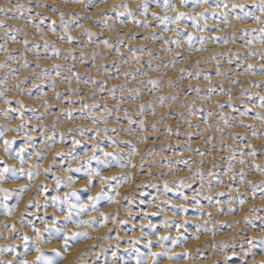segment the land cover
Wrapping results in <instances>:
<instances>
[{
  "label": "clouds",
  "instance_id": "1",
  "mask_svg": "<svg viewBox=\"0 0 264 264\" xmlns=\"http://www.w3.org/2000/svg\"><path fill=\"white\" fill-rule=\"evenodd\" d=\"M41 4L52 3L55 8L53 10H48L45 7H38L35 3V8L37 12H43L48 16H56V23H58L61 27V32H53L50 30L44 31L39 24L37 26L30 25L27 20L24 21L22 25L14 26V25H6V21L12 20V15L16 11V5L20 4L24 7L21 9L23 15L29 14V8H31L33 4V0H0V7L9 9L10 11L7 13H11V16H8L7 13L0 12V22L3 23V27H0V37H3L5 41H7V45H9L8 32L6 29H12L17 34H23L25 39L29 40L31 37L30 33L27 31L29 28L35 29L36 32L40 33V39L48 40L55 44L57 48L61 50L60 57L57 58L62 65L61 70H63L66 75L60 77H52L56 81L55 92L58 88H62L63 90H68L71 88L73 91H67L69 95L66 97L67 104L60 109H75L79 111L83 108L84 102L89 105L97 104L100 105L99 111L93 110V115L95 116V121L93 119H89L85 114L83 118L81 117V113L77 117H72V119H68L71 122V126L68 124L64 125L65 131H63L66 135L69 129H72L76 134L77 139L83 141H87L90 145H96L99 141H107L108 147L105 149L109 153H113V157L111 158V163L115 166L108 167L106 169L102 168L101 175L104 177H115V180H108L107 182L101 180L99 176H93L92 179H96L99 182L96 185H92L90 190L92 191V195L95 196L98 192L108 191L109 188L116 190L119 192V195H115V191L112 192V195L115 196V202L107 203L106 207L99 211H94V215L89 213L90 217H99L100 212L110 213L112 215L109 216V221L107 224L103 226H90V225H82L77 226L72 224L71 227L66 225V229L71 231L83 232L87 231L89 235V239L83 240L81 242L75 243L67 252L64 253L65 259L62 261V264H116L112 260L109 261L107 258L100 262V256L103 253L116 244L120 245V241L123 239H128L132 241L133 238H140V241L145 242V239H151L152 241H157L158 236L171 235L173 237L179 235L177 232L175 234H171L172 227H162L159 224L160 231H157L158 225L153 223L148 217L142 216V210L134 213L133 204L136 201L135 193L140 189L139 185L147 184L149 187H155L158 183L153 180V172L160 173L161 176H166L170 181V187H177L174 180L172 179L175 176L178 180L181 178H187V183L191 184L196 180H199V176L196 174L195 170H203L205 166L210 162L209 158L205 156L203 152H197L196 143L191 139L193 135L199 136L201 142L206 147L215 148L220 146L221 155H226L227 160L224 162L227 164V167L231 168V171L227 172V174L223 173V183L227 184L229 180L238 181L240 187L229 189L234 195L232 199H229L226 204L217 203H208V205L203 204V211L206 212L208 209L212 210L211 216L202 215L196 217H187L183 214H175V212L167 207L163 203L164 201H169L171 205L177 204H188L189 207H198V205L189 204L188 201L179 200L174 201L166 193L163 191L158 192V194L152 198V200L148 204V212L158 213L163 216V220L167 218L169 224H174L175 222H179L182 226H185V220L189 221V219L193 220L196 225H201L202 230H195L192 236H199V239H191L183 241L180 244L181 253H183L186 249L191 250V256L188 259H184L183 261L176 260L175 264H216V260L223 259V264H229V260H226L225 257L232 256V253L235 252L238 257H240L239 264H255L256 260H259L261 264H264V254L255 255V251H253L254 246L249 244L248 240H244V237L241 235V232L244 229L243 221H251L253 217L259 218L256 212L253 210L252 205L255 203V199L251 201H246L243 205L239 203V198L241 195H248V189H251L249 181H253L256 179L257 174L259 175V183L264 181V175H261L257 172L253 166V161L257 162V155H253V149H257L254 147V143L256 141H261V146H264V123L260 121H254L251 117H247V115L241 116L239 115V121L243 120L244 124L237 123L235 125V129L232 126L226 125L220 116L221 109L218 106L217 102H220L221 99H224L228 104L233 103L234 100L240 99L243 97L244 91L248 89V85L251 83L249 79V75H255L256 73L252 72V70H245L243 74H237L238 76L243 77L246 83L241 84L239 80H233L229 75L230 66L233 63H229V60H236V52L240 51L238 48L235 52L232 50L233 40H236L238 33H244L245 35L240 36L241 39L253 40L254 43L246 44L247 47L244 49V62L248 64L249 61L255 60L256 57H259V61H256V64L259 66H264V63L260 59V56H264V44L259 43V36H251V31H244V29L249 28H259L264 27V25L258 24L255 20L250 19H237V15H243L249 11L248 7L244 9L237 8L235 11H229L228 20L229 23H224L222 20L217 23L215 20L206 21L207 25L212 23L216 29L217 33H221L224 35L225 31H227L228 43L217 45L214 43L215 40H212L211 37L216 35V33L209 32L207 35H203L208 37V41L203 46L204 50L202 51H192L199 56L196 60L195 65L193 66V71L187 72V77L180 75L184 73L186 69L184 67H175L176 65V57L177 53L180 54L179 50L181 47H176V50L171 52L167 51V48L172 43L171 40H168V44L161 45V48L168 54L169 60L168 63H163V57H153V55H149L148 51L152 48L144 50V46L140 51L143 53L142 55H136L133 52L129 55L125 49L120 47V41H124V36H127L128 33L125 32L123 36L120 34L119 29L130 28L133 25L129 20H121L120 16L117 15L115 19L106 17L101 15L103 9H113V5H121L120 0H40ZM135 3L140 4L141 0H134ZM229 4L236 5H252L256 2V0H228ZM207 7V5H204ZM157 10L155 12L159 13L161 17L169 15L172 11H165L162 7L156 5ZM122 8H116L117 11H120ZM200 11H203V8H199ZM239 10V11H237ZM122 11H124L122 9ZM216 11H221L220 9H216ZM75 12V14H73ZM63 13V16H61ZM261 18H264V13H258ZM32 17V16H31ZM37 16L32 17L31 20H35ZM152 19H156L151 15ZM20 18H15V20H20ZM93 21L97 23H101L103 25L102 28L95 29V25ZM143 22L144 25V41L152 43L154 45L156 39L153 37H157V30L150 29L148 26V16H144L142 13L140 18H136L135 25L139 26ZM147 22V23H146ZM219 25V27H217ZM240 25H255L256 27H238ZM67 29L71 35L76 37L77 39H84L87 37V40L84 43L82 48L77 49L75 46L68 44L66 41L59 39V44L56 40H52L49 38V34L60 37L65 34L64 29ZM93 33V36L98 35L101 32H107L110 36L115 37V41L117 46L119 47V52H115V58H119L120 60V69H121V77L126 78L123 73H129L131 76V80H121L119 84L112 83V85H123V87L119 88L120 98L112 99V95L110 94L109 87L107 92L109 95L107 97L97 96V93L103 90V87H96L97 83H84L82 81H78L73 76V68L78 65H82L85 60H91L92 69L91 71L85 72L88 77L84 80H95L97 82V78H103L104 82H108L111 77L106 75L107 70L104 69V64L108 59V52L112 47H106L102 42L100 44L93 45L92 37L89 40L88 32ZM176 33L175 30L165 31L164 28L159 30L161 36H164L165 33ZM235 33V36H233ZM201 36V35H200ZM225 36V35H224ZM251 36L250 39L247 37ZM134 38L130 37L128 39V43H133ZM258 42V43H257ZM137 44H141L139 41H135ZM17 46L23 47L24 51L21 52L19 57H13L12 61L14 63H19L21 67V75L14 74L12 65L7 62V67L0 66V91L4 93L3 96H0V110L6 109L8 105L5 103V96L11 98H16L17 100H22L19 97L23 95L25 92H29L31 88L37 87L36 82H33L29 88L23 87L26 72L29 71V59L27 58L28 53L35 51V49H28L24 44H21L19 41L14 43ZM112 44V43H111ZM256 44V47L253 45ZM68 49H74V52H69ZM78 52V57L76 53ZM124 52L128 57L125 59L121 56V53ZM232 52V55L229 56L228 53ZM251 52H256L257 55L252 57L249 55ZM81 53L83 55H81ZM75 56V59L72 57ZM138 56V60H137ZM8 58V53L3 52L0 53V65H3ZM146 58L147 61H151V67H148L147 70L144 69L143 65L140 63L141 59ZM37 63L41 64L43 67H35V69H31L32 72L36 73L37 80L50 79L47 76H42L45 64L40 62L41 58L36 56ZM9 61V60H8ZM25 61H27V66L25 65ZM139 61V62H138ZM175 61V63H173ZM198 61V62H197ZM188 60L184 59V63H187ZM54 63V62H53ZM207 66L211 65L216 70L218 69L219 75L215 73V77H210L209 79L205 78V74H203V78L201 80V75L203 73V68L201 65ZM253 64V63H251ZM155 65V66H154ZM8 70L5 72V70ZM137 69H141L148 73L147 76L136 74L135 78L131 75L135 73ZM262 77H264V72H260ZM173 75L177 77L180 83H177V80L173 79ZM127 76V77H129ZM154 78L157 80V85L153 86L149 84L147 81L149 78ZM66 78H71V83H67ZM143 81V83H141ZM238 81V82H234ZM195 83L196 87H201L206 89H215V91L208 92L205 95H201V91H190L188 96H182V89L184 86H187L188 83ZM229 82L231 84L229 85ZM260 83H264V79L259 81ZM19 84V87H15ZM132 85V86H129ZM217 85L221 86L220 89L223 91L217 92ZM15 88L14 93H10V88ZM140 89V92L137 94L134 90ZM145 89H147V93H145ZM153 89V90H149ZM78 90V91H77ZM84 91V95L81 96V91ZM233 91H239L240 97H234L232 95ZM60 93V92H59ZM95 93V95H93ZM9 94V95H6ZM131 94V96H135V99L126 100L121 99V97H125L126 95ZM51 95H54V92L51 88ZM117 95V92H116ZM50 93L49 92H40L35 99L39 101V107H42L43 111L38 115L40 118L37 119L35 117V125H44L47 126V122L50 121L51 125L54 127H58L60 124V114L59 113H51L48 106L52 105V102L49 100ZM161 97L164 99L161 100ZM231 98V99H229ZM81 100V103L77 106L76 101ZM71 101V103H69ZM83 101V102H82ZM58 103L63 104L62 100H58ZM242 102V101H241ZM145 105L144 110L140 111V106ZM105 105H107L105 107ZM204 105H208L207 112L211 111L214 114L209 118L208 123L206 124L204 120L196 114V109L203 107ZM217 109H219L218 114ZM224 113L231 115V108L228 110L222 109ZM260 111H264V109H260ZM127 112V116L126 113ZM153 112L155 114L153 115ZM175 112L177 114L176 117L170 116L169 113ZM247 117V118H246ZM121 120L126 121V123H121ZM129 120L131 122H129ZM194 121H198L194 125ZM252 121V124L256 125V131L260 134L258 136L252 135V130L249 135L247 131V122ZM0 124H8L10 128L19 127V132L9 130L6 135L11 138L18 136L23 138L26 134L35 135V131L32 130V117L24 118V121H21L18 118H14L11 120H5L3 115H0ZM143 125V126H141ZM184 125L182 135L187 137V139L177 140L175 139V134L181 133L180 126ZM211 125V127H209ZM87 127L90 130H99V135L97 136L94 131H88L84 135H81L77 129L81 127ZM115 128V132H111L110 130ZM171 128V131L168 129ZM105 129L109 131L106 132ZM213 129H219L220 139L218 142L213 140H207L206 137H211L213 134ZM227 130L228 135L225 139L224 132ZM88 133H92L88 135ZM231 133H238L239 136H234ZM154 137V139H152ZM239 138V139H238ZM245 138H248V142L245 147L251 146V151L245 152L244 148L240 147L241 141ZM127 141L128 143H124ZM227 142L228 148L227 151H224L223 145ZM32 141H27L24 144L25 147L28 148V151H32ZM126 145V147L124 146ZM35 152L39 153L48 146L45 143H41L39 145H35ZM56 144L48 148L47 155L44 157V163H42L40 167V171L43 172V169L48 167L50 163H53V153L56 152ZM59 149H63L65 152H74L75 149L71 146L67 150L63 147H59ZM179 149V151L177 150ZM27 153V151L25 152ZM203 153V155H201ZM237 153L239 155H237ZM93 153L91 150L88 152H84L82 155H78V159L71 158L68 162V168H80L81 161L86 160ZM194 157H198V159H194ZM234 157V158H233ZM0 158L5 160L9 165H14L16 167H23L24 169H29L36 162V155H32L30 158L27 154L26 163L23 165L20 164L19 159H10L9 154L4 152L3 145L0 144ZM105 158L101 156V160ZM241 159L244 161L241 163ZM187 160L190 167L186 166L183 161ZM261 162H264V158H261ZM183 165V168L180 167ZM59 167V166H58ZM143 169H147V175L141 178V171ZM238 169V172L236 171ZM244 171V179L239 178L240 170ZM148 173H152L149 175ZM56 176L66 177L70 174L65 172L63 168H61L60 172L55 174ZM44 175H40L35 178L33 182H31L28 190L24 193V195L19 200V204L12 216L0 215V248H3V251H0V260L11 261L12 264H20L21 258H26L28 260H33L37 253L35 251H25V241L23 240V235L27 234L31 239L27 242L30 245L35 243L36 241V233L33 232L30 227L29 220L25 215L22 219V214H26L29 209L25 207V205L29 201H34L36 204L41 205V207H34L32 215L35 216L37 213L43 211L45 215L53 214L57 216H63L64 213H58L55 208H47L43 207L45 200L47 198H43V192L37 190V185L40 184L43 180L41 177ZM44 182V181H43ZM17 187L21 185L29 184L27 179L24 180L23 183L12 182ZM89 181L85 177L83 180L77 181L72 184L71 187L67 188L68 191L76 190L77 187H84L88 185ZM209 183H212L211 180H208L202 186L203 193L206 191L208 195H212V187L209 188ZM5 184V183H4ZM3 184V185H4ZM261 185V184H260ZM264 186V185H261ZM252 190V189H251ZM193 196V193H192ZM127 200V205L123 204L122 201ZM260 206L264 207V197H261ZM227 208V211L224 212L223 208ZM238 209L239 211L236 215H233L234 211H229V209ZM134 215H141L143 218L139 221L134 219ZM121 221H126L127 223L132 224L134 229L137 231H132L131 234L127 231H123L121 225L125 223H121ZM205 222L207 224L205 225ZM50 223V222H49ZM5 224H15V235L13 234L12 228H5ZM155 224L156 229L153 230L151 225ZM141 225L144 227L142 228ZM45 225L43 223L40 224L41 229H44ZM208 230H203L204 228ZM148 228L151 231V235L149 232H145L144 229ZM227 229L226 231L224 229ZM113 229H115L116 234L119 233V236L122 238L121 240H116L111 235ZM188 231V229H187ZM107 235L108 239H104L103 237ZM264 236V231H260L259 233H254L251 237H261ZM241 241H244L241 243ZM17 244L22 245L24 251L21 253V258H18L16 255H9L10 253H15ZM53 244L59 246L60 249L63 250V241L53 240L49 243H43L40 245L42 249L46 246H52ZM95 244L96 247H90V245ZM239 248L237 249V246ZM11 246V252L8 251V247ZM134 247L132 243L128 245V248L131 249ZM159 251H161V247H159ZM202 249L210 250L212 255L208 257H204L203 259L200 257L199 253ZM169 251L176 252L174 248H168ZM251 253L252 255H246L245 253ZM31 257V258H29ZM173 260V259H172ZM169 260V261H172ZM124 264V262H123ZM148 264H151V260L149 259Z\"/></svg>",
  "mask_w": 264,
  "mask_h": 264
},
{
  "label": "snow or ice",
  "instance_id": "2",
  "mask_svg": "<svg viewBox=\"0 0 264 264\" xmlns=\"http://www.w3.org/2000/svg\"><path fill=\"white\" fill-rule=\"evenodd\" d=\"M35 3L37 4L38 7H46V4H41L40 0H35ZM152 3L162 7L165 11H169L171 10L174 15H172L171 17L165 15L163 17H161L159 15V13L152 11L151 15L155 18L159 17L160 23L164 24V30L165 31H171V30H175V32L177 33V36L175 38H173L172 43L175 44L176 47H182V37L180 34V30H179V23L183 18H187L188 20H190L192 22V27L197 29L198 31L203 32L204 30H206L208 28V25L206 23L207 21V14L210 13L211 14V18L213 20H222L224 23H229L228 20V16H229V11H235L237 8L240 9H244L246 6L245 5H236V4H229L228 0H191V5L193 8H203V11H199V12H193V13H188V12H184L180 10V6H187L190 3V0H179V5L176 3H172V0H152ZM204 5H207V7H204ZM23 5L17 4L16 5V11L15 13H13L12 18H20L23 16V12L21 11V9L23 8ZM55 8L54 5L51 6V10H53ZM116 8H122L124 11H118L117 15L118 16H123L125 13L127 14V17L129 18V22L135 21L136 22V17L134 15L136 10H140L141 13L144 16H147L149 14L150 8H149V0H141V3L138 4L136 6V8H132L130 7L127 3L121 4L119 6L117 5H113V9ZM216 9H220L221 11H216ZM9 9L6 8H2L0 7V12H4L7 13L9 12ZM29 12L32 11L31 8L28 9ZM258 13H264V0H256V2L254 4L251 5V7L249 8V11L247 13H244L243 15H237V19H250V20H255L258 24L264 25V18H261L260 15H258ZM101 15H103V11L101 12ZM36 16L40 19V20H44L45 14L43 12H37ZM61 16H63V13H61ZM29 20L32 19L31 16L28 17ZM202 21V23H201ZM55 21L52 22V26H50V30L55 32L56 28H55ZM147 23V22H146ZM171 25H176L177 27H171ZM34 26H37L34 23ZM0 27H3V23L0 22ZM217 27H219V25H217ZM65 34L61 35L59 37V39L66 41L68 44L72 45L74 42L77 41V38L74 37L73 35H71V33L65 28L64 29ZM244 31H251V32H259L260 33V37H259V43L264 44V27H259V28H249V29H244ZM92 35H94L93 33H91L90 31L88 32V36H89V40H91ZM233 36H235V33H233ZM133 38H135L133 36ZM8 39L12 42V43H16L17 39H16V35L15 34H8ZM153 39H157L156 37H153ZM208 37H205L203 35L197 37L195 33L189 32L186 36V40L184 41L189 50L191 51H202L204 50V45L206 44V42L208 41ZM212 40L215 41H219L222 42L224 44L228 43V37L224 36V35H214L213 37H211ZM22 43L27 46L29 44V40L24 39L22 41ZM102 43L106 46V47H113V45L110 43V41L108 39H105L102 41ZM124 41H120L119 44H123ZM233 43H235V40H233ZM254 43L253 40H247L246 44H252ZM164 44H168V40L165 39L164 40ZM197 44L199 45L197 47ZM34 47L37 49V55H40L39 52V48L40 45H34ZM43 48L45 50V52L47 53L49 51V49L51 50V54L52 56L59 58L60 57V52L61 50L59 48H57L55 46L54 43L48 41V40H43ZM140 48H143V45L140 46ZM69 52H74V49H68ZM116 51L119 52V47H116ZM134 54H136V49H132L131 50ZM168 52L172 51L171 47L167 48ZM3 52H7L8 53V58L5 61V63L3 65H0L2 67H7V62L8 60H12L13 56L11 54V50L7 47V41H4L3 44H0V53ZM141 54H143L141 52ZM149 55H153L152 51L149 50L148 51ZM81 55H83L81 53ZM250 56L255 57L257 55L256 52H251L249 53ZM177 56H179V53H177ZM73 59H75V56L72 57ZM183 59H187V57H183ZM260 59L262 61H264V56H260ZM137 60H138V56H137ZM236 60H239V54H236ZM139 62V61H138ZM198 62V61H197ZM233 61L230 59L229 63H232ZM151 61H147V66L151 67ZM173 63H175V61H173ZM25 65L27 66V61H25ZM35 67H43L41 64L36 63ZM51 69L55 70V76L56 77H60L61 76V68L62 65L59 63H52L51 64ZM257 65L248 63L245 65V70H253L255 68H257ZM260 72H264V66H259L258 69ZM15 74V73H14ZM136 74H140V75H144L147 76L148 73L145 71H142L141 69H137L135 73H132L131 75L133 76V78H135ZM216 74L219 75V71L218 69L216 70ZM42 76H47L50 78L51 80V88L54 92V95L59 98L61 96V93L59 92H55V87H56V81L55 79H52V76L50 74V72L47 71H43V73H41ZM82 75H86V74H82L79 72H76L73 68V76L78 80V81H82L84 83H97L95 80H84L82 79ZM124 76H129V73H123ZM210 75L205 74V78L210 80ZM27 79V78H25ZM67 83H71V78H66ZM149 84L156 86L157 85V80L154 78H149L147 81ZM234 82H238V81H234ZM106 82H101L100 87H103V84ZM141 83H143V81H141ZM260 82H256V86H259ZM15 87H19V84H17ZM36 87V86H34ZM123 87V85H112L111 89H110V94L115 97L116 96V90L118 88ZM149 90H153V89H149ZM195 91H201L199 87H195L194 89ZM31 90H29L30 92ZM67 91H73L71 88H69ZM78 91V90H77ZM137 94L140 92V89H135L134 90ZM208 92H212L215 91V89H207ZM220 91H223V89H220ZM41 93H43V90H41ZM4 93L2 91H0V96H3ZM93 95H95V93H93ZM259 95V94H257ZM124 97H121V99H123ZM133 99H135L136 97L133 96ZM164 98L161 97V100H163ZM231 99V98H229ZM259 100H260V104L258 106H252L251 108L249 107H245L244 110L242 112H240L241 116L247 115L249 112H254V116H252L251 118L254 121H260L262 123H264V111H260L257 110V108L259 109H264V95H259ZM83 102V101H82ZM5 103L8 105V107L6 109L0 110V113H2L3 118L5 120H11L14 118H18L21 121H24V110L25 108H27L28 106L25 104L24 101L22 100H17L16 104L18 105V107H12L11 106V99L9 97L5 96ZM69 103H71V101H69ZM219 108L221 109L220 111V116L222 121L229 126H232L229 123L228 120V114L224 113L222 111V109L225 107L224 103L221 102H217ZM229 107H232V104L229 103L228 104ZM107 105H105L106 107ZM49 110L51 109V106H48ZM100 105L97 104H92L89 105L86 102H84L83 104V108L79 110V112L81 113V117L83 118V116L86 114L88 116L89 119H93L95 121V116L93 115V110H97L100 109ZM145 105H141L140 106V111L144 110ZM235 110V109H233ZM34 111V110H33ZM61 113H67V119H72L73 117V113L76 112L77 110L69 108V109H60ZM15 113V115H13ZM127 116V112L125 113ZM155 114V112H153V115ZM214 113L209 111L207 112V114L205 116L202 117V119L204 120V122L207 124L209 118L213 115ZM37 119H39L40 117L37 116ZM129 122H131L129 120ZM239 124H244L243 120H240L238 122ZM143 126V125H141ZM46 126L44 125H34L32 130L35 131L36 128H40L41 131V135H42V143H45L48 148H50L51 146L57 144V143H64L67 139V135L64 132H59L57 133L55 130H51V131H43V129ZM209 127H211V125H209ZM251 130H252V135L253 136H258L260 133L256 131V125L255 124H251L250 125ZM9 130H13V131H17L19 132L20 128L19 127H15V128H10V126L8 124H0V144L3 145V150L4 152L9 154V158L10 159H19L20 164L23 165L24 163H26V159L24 156V153L27 151L28 157L30 158L32 155H36L37 159L34 165H32L29 169H24L23 167H16L14 165H9L5 160H3L2 158H0V215H6V216H12L19 204V200L21 199V197L24 195V193L28 190L31 182H33L35 180L36 177L40 176V175H47L49 173H52V169L53 166L55 164V158L56 157H65V158H76L78 159V155L74 154V152H65L63 149H57L55 153H53V163H50L48 167L43 169V172H41L39 169L42 165V161L44 159V157L47 155V150L48 148H45L44 150H42L39 153L35 152V143H34V136L33 135H29L26 134L24 137L25 140V144L27 141H32V151H28V148L23 146L21 147L19 150L15 151L13 153V149H12V145H13V141L16 139L15 137H11L9 138L6 133ZM77 131L80 132L81 135H84L86 132L88 131H94L96 133V135H99V130H90L88 129L86 126L85 127H81L79 129H77ZM106 132H108V129H105ZM111 132H115L116 129L113 128L110 130ZM168 131H171V128L168 129ZM218 131H221L218 129ZM69 133H74L72 129L68 130ZM75 134V133H74ZM234 136H239L240 134L238 133H231ZM58 137V138H57ZM207 140H212V137H206ZM71 141H72V147L73 149H76V146L81 144L82 141L77 139L76 135H73L71 137ZM124 143H128L127 141H125ZM264 147V146H262ZM106 148L103 147L101 145V143H98L96 145H91L90 148H86L84 150V152H88L89 150H91V152L93 153L91 156H89L86 160L81 161V167L80 168H63L65 172L68 173H72V172H77V173H83L84 176L88 179L89 183L88 185H85L83 188L85 189H90V187L93 185V179L92 177L95 176H99L101 180L104 181H108L110 179L115 180V177H104L101 175V171L102 168L106 169L108 167H113L115 166L113 163H111V158L113 157V153H109L105 150ZM197 152H199V149H195ZM99 151L100 155H97V152ZM201 155H203V153H201ZM253 155H257V149H253ZM101 156H103L105 159L101 160ZM234 158V157H233ZM92 161L96 162V167L92 166ZM69 162V161H67ZM241 163H243L244 161L241 159L240 161ZM183 163L190 167V165L188 164V161L185 160L183 161ZM253 166L255 168V170L257 172H259L261 175H264V162H260L257 163L256 161H253ZM61 167H63V162L61 163ZM231 171L230 167L226 168V171L224 172V174H227V172ZM196 174L199 176V180H200V188L196 189L193 191V196H191V198L186 195L183 191L184 188H191L192 185L187 183V178H181L178 182L179 186L173 188L170 187V181L168 180H163L162 181V188L159 185H156L155 187L157 188V191H163L164 193H169V192H175L178 193L179 196V200H184V201H195V204L198 205V207H195L196 211L200 213V216L204 215V211L203 209V204L200 203V199L199 197L203 196V191H202V186L204 184V174L201 170L197 169L195 170ZM149 175H151L152 173H148ZM209 176H214L215 179V183L216 184H222L223 180L220 176L215 175L214 173H212L211 171L208 173ZM21 178H26L29 181V184H25V185H21L18 188H6L3 187L2 185L4 183H8V182H16L19 181ZM239 178L242 180L244 179V171L241 169L240 173H239ZM52 179L54 181V185H55V189L57 194L50 197V203L48 202V200H45V203L43 205V207L45 209L47 208H55L57 211L63 212L64 215L62 217L63 219V225L60 224L59 222L61 221V216H57L55 215V213H53L51 215V218L48 219L47 215H45V217H41V223H43L45 225L44 229H41L39 227H36L34 221H30V227L32 228L33 232L36 233V241L35 243L31 244V246L27 243L31 238L27 236V234L23 235V240L25 241V251H29V248L31 247L32 251H35L37 253L36 257L33 260H28L26 258H21L20 259V264H61V262L65 259V255L64 253L67 252L75 243L81 242L83 240L89 239V235L87 231H83V232H77V231H71L69 232L66 229V225H68L69 223L71 224H75L77 226H82V225H90V226H103L105 224L108 223L109 221V216L112 215L110 213H105V212H100V216L99 217H90L89 219L85 220L83 219V215L85 213H90L93 211H99L98 208V202L100 200H106L108 203H112L115 202V196L112 195V192L115 191V195H119V192L116 190H113L111 188H109L108 191H101L98 192L95 196L93 195H88L87 196V202H84L81 200L80 195L78 194L77 190H73L70 192H65L63 194V196L61 197V195L59 194V190L61 188V186L63 185V187L65 188H69L71 187L72 184L76 183L78 180L76 178H74L72 175L66 176V177H61V176H56L55 174H53ZM235 180V178L233 179ZM99 182V181H98ZM249 184L251 186V196L252 199L256 198V194L259 191L260 193L264 194V187H258L253 181H249ZM261 185H264V181L260 182ZM140 187L143 185H139ZM209 188L212 187V183H209L208 185ZM37 190L43 193H47L49 190V185L44 183L43 181L37 185ZM11 194H15L16 197V203L15 204H10L9 201V197ZM217 195H222V193H217ZM264 197V196H262ZM208 201V203H212L213 202V196L212 195H207L205 197ZM165 205H171L169 204V201H164L163 202ZM217 204H219V201H216ZM239 203L241 205H243L244 203H246V200L244 198H239ZM34 205L35 207L39 208L41 207V205L36 204L34 201H29L25 207L28 208L29 206ZM171 210H173L175 212V214H183L184 216H187L186 214L188 213L189 210V206L188 204H177V205H171ZM254 210V209H253ZM229 211H235V209H229ZM156 213L154 212H148V211H144L142 210V216L144 217H148L149 215H155ZM26 214H22V219L24 218ZM209 216H211V213H208ZM50 222V223H49ZM121 223H127L126 221H121ZM185 224L188 223L187 220H185L184 222ZM175 229L176 232L179 234L175 237L171 236V235H164V236H159V234L157 233L158 239L156 241V244L161 247V251L157 252V251H153V241L151 239H145V244L147 246V251L146 252H141L139 248L136 247H132L131 249H129L130 251V256L132 257L131 260L129 261H124V264H132V260H134V264H148L149 259L151 260V264H161V257L167 258L168 260H172L174 258H179L181 255L183 256L184 259H188L191 256V250L190 249H186L183 253H177V252H173V251H169L168 247L165 244V241H171V245L173 248H175L177 245H180L183 241H186L189 239V237L187 235H185V232H187V228H185L184 226H182L179 222H175ZM207 224V222H205V225ZM173 224H169L167 221V218L165 219V221H162L161 225L162 227H172ZM12 228L13 229V234L15 235V224H5V228ZM141 227L143 228L144 226L141 225ZM151 227L153 228V230L156 229V225L153 224L151 225ZM196 230L199 232L202 230V226L201 225H196ZM203 230H208L206 227ZM261 231H264V228L261 229ZM3 233H0V235H2ZM45 234H47V238L45 237ZM104 239H108V236L105 235L103 237ZM116 240H121L122 238L119 236V233L116 234V236L114 237ZM140 238H133L131 243L133 245H135L136 243L139 242ZM191 239H199V236H191ZM53 240H60L63 241V250L61 251L56 247H53L51 250L53 252H56L58 255V259L53 260L51 258H49L43 251V249L40 247L41 244L43 243H49ZM247 240L249 241L250 245H253L254 247H259L260 248V252L259 253H255V255H261L264 254V236L261 237H249L247 238ZM259 241L258 245H254L253 241ZM8 247V251L11 252V246H7ZM90 247H96L95 244L90 245ZM115 249H119L120 245L116 244ZM3 248H0V251H3ZM106 254V253H105ZM246 255H252L251 253H245ZM232 256H237V254L235 252L232 253ZM111 257H112V261L113 262H117L118 260H121L122 258L118 256L117 251H112L111 253ZM226 260H229V257H225ZM0 264H12L11 261H7V260H0ZM106 264H107V260H106ZM255 264H261V262L259 260L255 261Z\"/></svg>",
  "mask_w": 264,
  "mask_h": 264
},
{
  "label": "bare ground",
  "instance_id": "3",
  "mask_svg": "<svg viewBox=\"0 0 264 264\" xmlns=\"http://www.w3.org/2000/svg\"><path fill=\"white\" fill-rule=\"evenodd\" d=\"M121 3H127L130 7L132 8H136V6L138 5L137 3L134 2V0H120ZM13 3H15V0H13ZM172 3H176L179 5V0H172ZM35 0H33V4L31 6V9H33L32 11H34V13H36L37 9L35 8ZM53 4L52 3H48L46 4V9L49 10V7L51 8ZM246 7L250 8L251 5H246ZM149 8H150V11H149V14L147 15L148 16V26L150 29H156L157 30V39L154 43V45L152 43H149V42H145L144 41V36H145V31H144V25H143V22H141V24L139 26H136L135 25V21H132L131 24L133 25L132 27L130 28H123L121 27L119 29L120 31V34L123 36V34L125 32L128 33L127 36H124V39L126 40L125 42L128 43V39L130 37H135L134 38V42L131 43V46H139L140 47V44H137L135 43V41H139L141 44H143L144 46V49L145 51H147V49L149 48H152L153 49V56L154 57H163L164 60L163 62H166L169 60V56L168 54L161 48V45L164 44V40L165 38L169 39V40H173V38H175L177 36V33H171V32H168V33H165L164 36H161L160 33H159V30L160 29H163L165 27L164 24H161L160 23V20H159V17H157L156 19H152L151 18V12L152 11H156L157 8H156V4L152 3V0H149ZM180 10L181 11H184V12H188V13H193V12H199L200 9L199 8H193L192 5H191V0H190V3L189 5L187 6H180ZM103 15L106 16V17H109V18H112V19H115L117 17V10L116 9H103ZM120 11H122V9H120ZM239 11V10H237ZM75 14V12L73 13ZM12 15V14H11ZM10 15V16H11ZM33 15V14H32ZM135 17L137 19L140 18V15H141V11L140 10H136L135 13H134ZM160 15V14H159ZM169 15H174L173 12L169 13ZM9 16V15H8ZM34 16V15H33ZM207 20L208 21H212L213 19L211 18V14L208 13L207 14ZM119 19L121 20H128L129 18L127 17V14L125 13L123 16H120ZM27 20L28 22L31 21L28 19V15H23L21 17L20 20H15V19H12V20H9V22L6 24V25H14V26H19V25H22L24 23V21ZM36 20V19H35ZM35 20H32V21H35ZM49 21V20H48ZM217 23L220 22V20H215ZM44 22V21H42ZM45 23V22H44ZM202 23V21H201ZM43 24V23H42ZM58 24V23H57ZM93 24L95 25V29H98V28H102L103 25L101 23H97L95 21H93ZM40 25V24H39ZM45 25V24H43ZM192 22L190 20H188L187 18H183L178 27H179V30H180V34H181V37H182V47L180 48L179 52V56H177L175 59H176V65L177 67H186V68H189V70H194L193 69V66L195 65V62L196 60L199 58V56L197 54H195L194 52H192L191 50H189L187 44L184 42L186 40V36L189 32H192V33H195L197 37H199L200 35H207L209 32H213V33H216V35H221V33H217L216 32V29L215 27L213 26L212 23H209L208 24V28L206 30H204L203 32L201 31H198L197 29L193 28L192 26ZM45 27V26H44ZM171 27H177L176 25H171ZM238 27H256L255 25H240ZM46 28V27H45ZM34 29V28H33ZM12 30V29H11ZM35 30V29H34ZM57 30V29H56ZM6 31L8 32V34H15L13 32H11L10 30L6 29ZM48 31V29H47ZM58 32V31H57ZM61 32V29L60 31ZM35 33V32H34ZM17 34V33H16ZM62 35V33H61ZM98 35H101L102 37H106V38H110V39H114L115 37L114 36H110L109 33L107 32H101L99 33ZM225 36H227V31H225L224 33ZM245 35L244 33H238L237 34V38L235 40V43L232 45V50L233 52H235L238 48L240 49V51L236 52V54L238 53L239 54V60H234L233 63L231 64L230 68H236L237 70L240 69V70H245V62H244V49L247 47L246 45V39H241L239 38L240 36H243ZM100 36V37H101ZM251 36H259V32H252L251 33ZM251 36H248L247 38L250 39ZM56 38V37H55ZM35 39V38H33ZM57 39L59 40V38L57 37ZM102 39V38H101ZM87 40V37H84V39H77V43H82L84 44L85 41ZM3 41V40H2ZM18 41V39H17ZM103 41V40H102ZM4 42V41H3ZM42 42V41H41ZM215 44L217 45H220L222 44V42H219V41H214ZM258 43V42H257ZM2 44V43H0ZM114 44V43H113ZM9 46H10V49H11V52H14V51H20L21 47L20 46H17L15 45L14 43H12L11 41H9ZM41 46V45H40ZM121 46V45H120ZM128 46V45H127ZM169 47H171L173 50H176V46L174 43H171L170 45H168ZM199 45L197 44V47ZM42 47V46H41ZM253 47H256V44L253 45ZM124 48V47H123ZM128 48V47H127ZM114 49V48H112ZM132 50V49H130ZM110 52V51H109ZM17 53V52H16ZM111 53V52H110ZM115 55V54H114ZM112 55V56H114ZM229 56L232 55V52H229L228 53ZM33 57V56H32ZM46 57V56H45ZM124 57V56H123ZM183 57H187V60L188 62L187 63H184V59ZM34 58V57H33ZM127 58V57H126ZM91 61V60H89ZM256 61H259V57H256L255 60L253 61H249V63H253V64H256ZM53 62L55 63H59L60 61L52 56V54L50 53V55L48 56V63L52 64ZM261 63H264V61H260ZM45 63V62H44ZM92 61L90 62V66H78L80 69H82V71H91L92 69ZM13 65V63H12ZM17 65V64H16ZM20 66V65H19ZM258 66V65H257ZM16 67V66H15ZM144 67V66H143ZM201 67L203 68V73L204 74H208V75H211L212 74V77H215V73H216V69L213 68L210 64L207 65V66H204L203 64L201 65ZM147 70V69H145ZM233 70V69H231ZM7 71V70H6ZM5 71V72H6ZM52 71H54L52 69ZM114 72V71H113ZM238 71H236L237 73ZM245 72V71H244ZM252 72L256 73L255 75H249V78L252 80L253 84L256 86V82H259L261 81L262 79H264V77L261 76V74L259 73V70H258V67L253 69ZM16 73V72H15ZM108 73V72H106ZM235 72L233 73V77H234V74H236ZM19 74V73H18ZM110 74V73H109ZM108 74V76H109ZM114 74V73H113ZM238 74V73H237ZM3 75V74H2ZM0 75V76H2ZM62 75V73H61ZM115 75V74H114ZM229 75H231L229 73ZM35 76V75H34ZM29 77V76H28ZM30 78V77H29ZM117 78V76H116ZM203 78V77H202ZM242 79V78H241ZM115 80V78H114ZM233 80H236L233 78ZM44 81V80H43ZM241 81V80H239ZM179 82V81H178ZM177 82V83H178ZM39 83V82H38ZM49 83V82H48ZM230 83V82H229ZM27 86H29L27 84ZM25 85V87H27ZM250 86V85H249ZM259 92H257V94L259 95H264V83H260L259 84ZM24 87V86H23ZM220 87V86H219ZM218 87V88H219ZM252 87V86H251ZM193 88V87H192ZM253 88V87H252ZM41 90H43V92H49L50 93V96H49V100L52 102V107L51 108H55L56 111L54 112H51V113H59L60 112V108L61 107H64L66 104L63 103H58L57 102V97H54L51 95V86H47L46 84H37V87L33 88L32 91L34 93V96L35 98L40 95V92ZM186 90V89H185ZM188 90V89H187ZM252 90V89H251ZM257 90V89H256ZM14 92V91H13ZM10 93L11 92V89H10ZM26 93V92H25ZM147 93V92H146ZM190 93V92H189ZM255 92H249V99L250 101L253 99V98H258L259 99V95H255L254 94ZM69 94V93H67ZM204 94V93H203ZM202 94V95H203ZM206 94V93H205ZM247 94V93H246ZM6 95H9V94H6ZM64 96H66L65 94H63ZM104 95V94H103ZM31 96V95H30ZM67 97V96H66ZM9 98L11 99V106L12 107H18V105L13 101L15 100L16 98H11V96L9 95ZM24 98V97H22ZM26 98V97H25ZM33 98V97H32ZM61 99V98H60ZM247 99V98H246ZM257 99V100H258ZM25 100V99H24ZM35 100V99H34ZM59 100V99H58ZM65 101V100H64ZM225 101L224 99H221V102ZM245 100H243L244 102ZM260 101V100H258ZM226 102V101H225ZM248 102V101H246ZM39 101H36L35 103V108H34V111H29V110H24V116L25 118L27 117H32V124L30 125L31 126H34L36 121H35V117L40 115V113L43 111L42 107H39ZM79 103V102H78ZM257 103V102H256ZM251 105V103H250ZM257 105V104H256ZM255 105V106H256ZM205 106V105H204ZM253 106V104L249 107L251 108ZM258 106V105H257ZM237 107V106H236ZM242 107V106H241ZM241 107H238V108H241ZM257 110H260L259 108H257ZM250 113V117L254 116V112H249ZM0 115H2V113H0ZM15 115V113L13 114ZM80 113L79 111H76L73 113V116L74 117H77L79 116ZM247 118V117H246ZM236 119V118H235ZM59 120H60V124H59V127H62V128H58V127H53L51 125V122L48 121L47 122V126L43 129V131H51V130H55L57 133L59 132H63L65 131V128H64V125L65 124H68L69 126H71V122L68 121L67 119V113H61L60 114V117H59ZM253 123V122H252ZM249 129V128H248ZM41 129L40 128H36L35 130V134L34 135V143L35 145H39L42 143V135H41ZM249 132V131H248ZM92 133H88V135H91ZM73 135H76L74 133H67V139L64 143H57L56 145L59 146V147H63L65 150H67L68 148H70L72 146V141H71V137ZM250 135V134H249ZM58 138V137H57ZM78 138V137H77ZM192 138V137H191ZM245 140V139H244ZM193 141L196 143L198 149H199V152H202V150L200 148H202L200 146V144L202 143L201 140H200V137L199 136H195ZM246 141V140H245ZM101 145L105 148L108 147V142L107 141H101L100 142ZM25 144V140L21 137H17L14 141H13V145H12V149H13V153L17 150H19L21 147H23ZM240 144H243L242 146H245L246 143H240ZM126 147V145H124ZM59 147H56L55 150L59 149ZM91 145L87 143V141H83L81 144L77 145L76 146V149L74 151V154L76 155H82L84 153V150L86 148H90ZM226 147V146H225ZM241 147V146H240ZM224 148V147H223ZM243 148V147H242ZM246 148V147H245ZM245 150V149H244ZM247 150V149H246ZM245 150V151H246ZM214 153V152H213ZM206 154V153H204ZM221 154V153H220ZM97 155H100L99 151L97 152ZM24 156H25V159H27V153H24ZM222 156V155H221ZM220 156V157H221ZM258 157V156H257ZM260 157V156H259ZM258 157V158H259ZM53 158V157H52ZM71 158L68 157V158H65V157H56L55 158V164L53 166V169H52V173H49L47 175H44L43 177H41V179L44 181V183L48 184L49 185V190L47 193H43V198H47L46 200H48V202L50 203V197L54 196L57 194L56 192V189H55V185H54V181L52 179V176L53 174H56L58 172H60L61 168H66L68 167V162ZM194 159H198V157H194ZM63 162V167H61V163ZM261 162V161H260ZM42 163H44V160L42 161ZM92 166L93 167H96V162L95 161H92ZM59 166V167H58ZM210 166V165H209ZM181 168H183V165H180ZM215 170V169H214ZM220 170V169H219ZM238 170V169H237ZM146 171L147 173V169H143L140 173L141 175V178L145 177L146 175H144V172ZM223 170H220L219 172H221ZM145 173V174H146ZM222 173V172H221ZM220 173V174H221ZM70 175H72L74 178H76L78 181L80 180H83L85 178L84 174L83 173H77V172H72V173H69ZM153 175V174H152ZM155 175V174H154ZM159 175V174H158ZM162 177V176H161ZM159 177V178H161ZM165 177V176H164ZM163 177V178H164ZM175 176L172 177V179L174 180L176 186H179L178 182L177 181L178 179L177 178H174ZM154 178V177H153ZM156 178V177H155ZM158 176H157V179H153L154 182H157V185H159L161 188H162V181L164 180L163 178L159 180ZM168 178V177H167ZM222 178V177H221ZM26 178H21L18 183H23L24 180ZM207 180H211L212 181V196H213V203H216V201H219L221 202L222 204H226V202L229 200V199H232L233 198V193L229 190L231 189L230 187L229 188H226L225 184H216L215 183V179H214V176H211L210 178L208 177ZM205 181V179H204ZM232 181V180H231ZM235 181V180H234ZM237 181V180H236ZM207 181H205L206 183ZM98 183V180L96 179H93V185H96ZM229 184V183H228ZM191 185L192 187L191 188H184L183 191L186 195H188L190 198L192 196V193L194 190L196 189H199L200 188V180H196L194 182H191ZM3 187H6V188H18L15 184H13L11 181L8 182V183H5L4 185H2ZM228 187V186H227ZM240 187L239 183H236V187ZM78 194L80 195L81 197V200L84 201V202H87V196L88 195H92V191L90 189H85L83 187H77L76 188ZM68 189L63 187V185L61 186L60 190H59V194L61 195V197L63 196V194L65 192H67ZM251 191V189H250ZM217 193H222V195H217ZM158 194V191H157V188L156 187H149L147 184H144L143 186L140 187V189L135 193V196H136V201L135 203L133 204V209H134V213H137L139 212L141 209H143L144 211H148V204L149 202L152 200L153 197H155L156 195ZM168 197H170L172 200L174 201H179V196H178V193H175V192H169L167 193ZM208 195V193L205 191L203 196L199 197L200 199V203L204 204V205H208V201L207 199L205 198L206 196ZM260 195V194H259ZM264 196V194L262 195ZM260 196H257L255 198V203L252 205V208L254 209V211L256 212L257 216L259 218H255L253 217L251 219V221H243V224H244V229L243 231L241 232V235L244 237V240L246 241L247 238L251 237L254 233H259L261 231L262 228H264V207H261L260 206V201L261 199L257 202V200L259 199ZM240 198H244L246 201H251L253 200L252 199V196L251 194L248 192V195H241ZM10 204H15L16 203V197H15V194H11L10 197H9V201H8ZM107 201L106 200H100L98 202V208L103 210L106 205H107ZM123 204L127 205L128 201L127 200H124L122 201ZM189 204H194L195 201H189L188 202ZM34 205L32 206H29L28 209L29 211L26 213V216L29 220H32L34 221L36 227H40V224H41V217H45V214L43 211L37 213L35 216L32 215V212L34 210ZM165 207L171 209V205H166ZM261 207V210L258 211L257 208L260 209ZM51 208V207H50ZM223 211L226 212L227 211V208H223ZM239 210L238 209H235L233 215H236V213L238 212ZM58 213H63V212H60L58 211ZM92 213L93 215L95 214L94 211L93 212H90ZM205 214L204 215H208V213H211L212 214V210L211 209H208L206 212H204ZM187 217H196V216H200V213L196 211V209L194 207H189V210H188V213L186 214ZM62 215H61V221L59 222L60 224L63 225V219H62ZM47 218L50 219L51 218V214L47 215ZM83 219L87 220L89 219V213H85L82 217ZM143 217L141 215H134V219L136 221H139L140 219H142ZM148 219L151 220L153 223H156L158 225V228H157V231H160V228H159V224L162 222L163 220V216L156 213L155 215H149L148 216ZM69 227L72 226L71 223L68 224ZM196 223L189 219L188 223L185 224V228L188 229L187 232H185V235H187L189 237V240H191V236L193 234V232L196 230ZM121 228L123 229V231H127L129 232V234H131L132 231H137V229H134L132 224L130 223H125L123 225H121ZM225 231L227 230L226 228L224 229ZM145 232H149V234L151 235V231L148 229V228H145L144 229ZM176 232V229H175V224L172 225V228H171V234H175ZM116 232H115V229H113L111 235H115ZM45 237L47 238V234H45ZM244 241H241V243H243ZM131 243L130 240L128 239H123L120 241V248L119 249H115V247L113 246L112 248L108 249L106 251V254L103 253L101 254L100 256V262H103V260L105 258H107L109 261L112 260V257H111V253L112 251H117V254L119 257H121L122 259L121 260H118L116 262V264H123L124 261H129L132 259V257L130 256V251H129V248H128V245ZM165 244L168 248H173L172 245H171V241H165ZM253 244L254 245H258L259 244V241L256 240V241H253ZM30 246H31V242H30ZM53 247H56L58 248L59 250H62L59 248V246L53 244L52 246H46L43 251L44 253L51 259L53 260H56L58 259V255L56 252H53L51 249ZM134 247L136 248H139L141 252H146L148 249H147V246L145 244V242L143 241H140L138 243H136L134 245ZM239 248V245L237 246V249ZM153 251H157L159 252V246L156 244L155 241H153ZM174 250L177 252V253H181V247L180 245H177ZM24 251V248L22 245H19L17 244V248H16V252L15 253H10L9 255H16L18 258H21V253ZM29 251H32L31 250V247L29 248ZM253 251H255L256 253H259L260 252V248L257 246V247H254ZM200 257L203 259L204 257H208L210 255H212L211 251L210 250H207V249H202L201 252L199 253ZM31 258V257H29ZM161 260V264H175L176 260H179V261H183L184 258L183 256L181 255L178 259L177 258H174L172 261H169L167 258H164V257H161L160 258ZM239 261H240V257L238 256H229V264H239ZM62 264V262H61ZM132 264H134V260H132ZM216 264H223V259H217L216 260Z\"/></svg>",
  "mask_w": 264,
  "mask_h": 264
},
{
  "label": "rangeland",
  "instance_id": "4",
  "mask_svg": "<svg viewBox=\"0 0 264 264\" xmlns=\"http://www.w3.org/2000/svg\"><path fill=\"white\" fill-rule=\"evenodd\" d=\"M33 10V9H32ZM49 10H51V8L49 7ZM34 16H33V15ZM7 15H11V13H7ZM25 15H29V14H25ZM30 15L32 16V17H35L36 16V13H34V11H31L30 12ZM45 19L44 20H40L38 17H36V20L35 21H29L28 23L30 24V25H34V23L35 24H40V26H41V28L44 30V31H47V29L49 30V26H52V22L53 21H56V16H48V15H45ZM49 20V21H48ZM42 21H44V22H42ZM9 22V20L8 21H6V24ZM45 24V25H43V24ZM46 28H45V27ZM55 28L57 29L56 30V32L58 31H60V29H61V27H60V25L59 24H57V23H55ZM34 28V27H33ZM33 28H29L27 31L30 33V35H31V37L32 38H30L29 39V44L26 46L28 49H35V51H33V52H31V53H28V54H26L27 55V58L29 59V71L28 72H26L25 73V75L27 76V79H25V81H24V87H25V85L27 86V84L29 85V86H27V87H25V88H29L30 86H31V84L33 83V82H36V84H46L47 86H51V80L50 79H44V81L43 80H37L36 79V73H34V72H32L31 71V69H35V65H36V63H37V59H36V56H37V49L34 47V45H41L40 46V48H39V52H40V55H39V57L41 58V60H40V62H42V63H44L45 64V68H44V70L45 71H47V72H50V74H51V76L52 77H55V70L54 71H52V69H51V64L50 63H48V56L50 55V53H51V50L49 49V51L46 53L45 52V50H44V48H43V40L42 39H40V33L39 32H36ZM8 30H10L11 32H13V33H15L13 30H11V29H8ZM35 32V33H34ZM15 35H16V39H18V41L21 43V44H23L22 43V41L25 39V36L21 33V34H16L15 33ZM101 35H96V36H93L92 37V43H93V45H95V44H100L101 42H102V40H105V39H108L109 41H110V43H112V45H113V47L112 48H114V49H112L111 48V50H110V52H108V59H107V61L105 62V64H104V69H106L107 70V72L108 73H106V75H108L109 73V76L111 77V79L107 82V83H104L103 84V90H101L100 92H98L97 93V96L99 97V96H102V97H107L108 95H109V93L107 92V89L109 88V87H111V84L112 83H117V84H119L120 82H121V80L123 79V80H128V81H130L131 80V76H129V77H126V78H124V77H121V69H120V60H119V58H115V52H116V47H117V43H116V41H115V38L114 39H110V38H106V37H100ZM56 36H53V35H51V34H49V38L50 39H52V40H56L57 42H58V44H59V40L57 39V37L55 38ZM33 38H35V39H33ZM102 38V39H101ZM5 41V39L3 38V37H0V43H4L3 41ZM42 41V42H41ZM126 40L124 39V43L123 44H121V48L122 49H125L126 51H127V53L130 55L131 54V50L130 49H136L137 51H136V55H142L141 54V51H140V47L139 46H131V44L130 43H126L125 42ZM78 41H76V42H74L73 44H72V46H75L77 49H79V48H82L83 46H84V44H82V43H77ZM114 43V44H113ZM128 45V46H127ZM7 47L10 49V46L9 45H7ZM124 47V48H123ZM128 47V48H127ZM11 50V49H10ZM145 50V49H144ZM24 51V49H23V47H21V49H20V51L18 50V51H14V52H11V54H12V56L13 57H19L20 56V54H21V52H23ZM17 52V53H16ZM76 55H77V57H78V52L76 53ZM112 55H114V56H112ZM34 58H33V57ZM46 56V57H45ZM121 56L123 57L124 56V58L125 59H127L128 57L125 55V53L124 52H122L121 53ZM127 57V58H126ZM154 57V56H153ZM90 62L91 61H89V60H85L84 62H83V64L81 65V66H90ZM8 63L10 64V65H12V63H13V65H12V68H13V71L14 72H16L15 74L16 75H21V67L19 66L20 64L19 63H14L12 60H9L8 61ZM92 63H93V61H92ZM91 63V64H92ZM140 63L144 66V69H147L148 68V66H147V59L146 58H143V59H141V61H140ZM163 63H165V64H167L168 63V61H166V62H163ZM17 64V65H16ZM16 66V67H15ZM78 66H80V65H78ZM74 67V70L76 71V72H79V73H85V71H82V69H80L79 67ZM80 66V67H81ZM155 66V65H154ZM175 67H177V65H175ZM178 68V67H177ZM185 69H186V71L184 72V73H181L180 75H182V76H185V77H187V72L188 71H193V70H189V68H186V67H184ZM231 69H233V70H231ZM7 70V69H6ZM5 70V71H6ZM8 71V70H7ZM6 71V72H7ZM114 71V72H113ZM236 71H238L237 73L238 74H243L244 73V71L245 70H240V69H236V68H230V71H229V73L231 74L230 76L232 77V79L234 78V79H236V80H241V81H239L241 84H243V83H246L247 81H245L244 79H243V77H241V76H238L237 75V73H236ZM86 72H88V71H86ZM236 73V74H234V77H233V73ZM19 73V74H18ZM61 73H62V75L61 76H65L66 75V73L63 71V70H61ZM115 75H114V74ZM203 74L204 73H202V75H201V80H202V77H203ZM0 75H2V74H0ZM35 75V76H34ZM30 78H29V77ZM116 76H117V78H116ZM210 76H212V74L210 75ZM88 77L86 76V75H82V79H87ZM114 78H115V80H114ZM242 78V79H241ZM173 79L174 80H177V82L179 81L178 79H177V77L175 76V75H173ZM250 79V78H249ZM251 80V79H250ZM39 82V83H38ZM49 82V83H48ZM101 82H104V79L103 78H97V85H96V87H100V84H101ZM178 83H180V82H178ZM231 84V82L229 83V85ZM250 85V86H249ZM248 85V89L246 90V91H244V95H243V97H240V92L239 91H233L232 92V95L234 96V97H240V99H236V100H234L233 101V103H232V107H229V105H228V103L227 102H225V101H223V102H221V103H224V105H225V107H224V109L225 110H228L229 108H231V115H229L228 116V120H229V123L232 125V127H233V129H235V125L239 122V115H240V112H242L243 110H244V108L247 106V107H250L252 104H253V106H255L256 104L257 105H259L260 104V101H258L259 99L256 97V98H253L251 101H250V99H249V92H255L254 94L256 95L257 94V92H259V87L260 86H255L254 84H253V82H252V80H251V83ZM129 86H132V85H129ZM253 88H252V87ZM193 87V88H192ZM195 87H196V85H195V83H188L187 84V86H184L183 87V89H182V96H188L189 95V92L190 91H194V89H195ZM219 87V85H217V92H219L220 91V87ZM11 89V92L12 93H14L16 90H15V88H14V86L13 87H11L10 88ZM32 89L33 88H31V91L30 92H26V93H24L23 95H21L19 98L20 99H25L24 100V102H25V104L28 106L27 108H25L26 110H29V111H32L33 112V110H34V106H35V103H36V99H35V96H34V93H33V91H32ZM186 89V90H185ZM188 89V90H187ZM252 89V90H251ZM257 89V90H256ZM14 91V92H13ZM57 91H59L60 93H61V96L59 97V98H57V101H58V99L59 100H62L65 104L67 103V99H66V96H68L69 94H67L68 92L66 91V90H63L62 88H58L57 89ZM116 92H117V95L115 96V97H112V99H117V98H120V92H119V88L116 90ZM147 92V89H145V93ZM204 93V94H203ZM205 93L207 94V89L206 88H203V87H201V95L203 94V95H205ZM247 93V94H246ZM63 94H65L66 96H64ZM104 94V95H103ZM31 95V96H30ZM80 95L81 96H83L84 95V91L82 90L81 91V93H80ZM22 97H24V98H22ZM26 97V98H25ZM33 97V98H32ZM61 98V99H60ZM247 98V99H246ZM35 99V100H34ZM124 99H126V100H131L132 99V96H131V94H129V95H126L125 97H124ZM258 99V100H257ZM65 100V101H64ZM243 100H245L244 102H243ZM15 103H16V101H17V99H15V100H13ZM242 101V102H241ZM246 101H248V102H246ZM79 102V103H78ZM257 102V103H256ZM81 103V100H77L76 101V105L78 106L79 104ZM250 103H251V105H250ZM256 105V106H257ZM237 106V107H236ZM242 106V107H241ZM238 107H241V108H238ZM233 109H235V110H233ZM207 110H208V105H205V106H203V107H201V108H198V109H196V114L199 116V117H203V116H205L206 114H207ZM54 111H56V109L55 108H51L50 109V112H54ZM97 111H99V109H97ZM218 112H219V109H217V113L216 114H218ZM169 115L170 116H173V117H176L177 116V114L175 113V112H171V113H169ZM250 115V113H248L247 114V117H250L249 116ZM236 118V119H235ZM121 123H126V121H124V120H121ZM196 123H198V121H194V125L196 124ZM252 124V121H248L247 122V131H249V134L251 133V127H250V125ZM54 127V126H53ZM58 128H62V127H59L58 126ZM180 128H181V133H177V134H175V139H177V140H183V139H187V137H185V136H183L182 135V131H183V128H184V125H181L180 126ZM249 128V129H248ZM224 137H225V139H226V137H227V135H228V132H227V130H225V132H224ZM196 135H193L192 136V140L194 139V137H195ZM212 140L213 141H215V142H218L219 141V139H220V132L218 131V129H213V134H212ZM152 139H154V137L152 138ZM239 139V138H238ZM246 140V141H245ZM245 140H243V141H241L242 143H246L247 144V142H248V138H245ZM261 144H262V142L261 141H256L255 143H254V147H256L257 148V156L259 157H257V163H260V161H261V158H264V147H262L261 146ZM243 144H240V146H241V148L243 147L245 150V152H249V151H251V146L250 147H246L245 148V146H242ZM200 146L202 147V148H200L201 150H202V152L203 153H206L205 154V156H207L208 158H209V160H210V162L205 166V169H203L202 170V172H203V174H204V179H205V181H208L207 180V178L209 177H211V176H209L208 175V173L211 171L212 173H214L215 175H218V176H220V177H222L223 178V173L226 171V168H227V164L226 163H224L226 160H227V157H226V155H222L221 156V148H220V146H217V147H215V148H212V147H206L203 143H201L200 144ZM226 146V147H225ZM223 147H224V151L226 152L227 151V148H228V144H227V142L223 145ZM198 148V147H197ZM178 151H179V149H177ZM214 152V153H213ZM237 155H239L238 153H237ZM221 156V157H220ZM210 165V166H209ZM215 169V170H214ZM223 170V171H221V172H219L220 170ZM236 171L238 172V170L236 169ZM144 172V171H143ZM146 173V171L144 172V175H147V173ZM221 173V174H220ZM155 174V175H154ZM159 174V175H158ZM157 176H158V178L159 177H161V175H160V173H157V172H153V179H157ZM156 177V178H155ZM164 176H162L161 178H159V180L160 179H162ZM174 178H176V177H174ZM163 179H168L166 176L163 178ZM259 180H260V178H259V175L257 174V177H256V179H253V182L258 186V187H264V186H261L260 185V183H259ZM177 181H179V180H177ZM229 183V184H228ZM236 183H238V181H234V180H229L228 182H227V184H225V186H226V188H235L236 187ZM224 185V184H223ZM228 186V187H227ZM248 192L251 194V191H250V188L248 189ZM260 194V195H259ZM262 193H260L259 191L257 192V194H256V197L257 196H260L259 197V199L257 200V202L261 199V197H262ZM258 209V211L259 210H261V207H260V209L259 208H257Z\"/></svg>",
  "mask_w": 264,
  "mask_h": 264
}]
</instances>
